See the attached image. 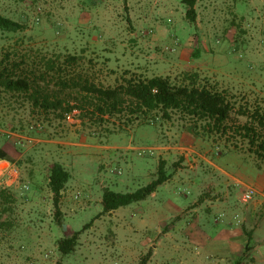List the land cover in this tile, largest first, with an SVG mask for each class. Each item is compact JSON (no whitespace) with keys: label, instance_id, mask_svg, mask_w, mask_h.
<instances>
[{"label":"rangeland","instance_id":"obj_1","mask_svg":"<svg viewBox=\"0 0 264 264\" xmlns=\"http://www.w3.org/2000/svg\"><path fill=\"white\" fill-rule=\"evenodd\" d=\"M196 8L191 24L179 0H0V13L23 26L0 30V61L14 79L33 81L30 91L0 89V149L13 161L0 160V264H139L149 252L147 264L215 260L221 235L231 228L245 234L253 202L241 201L246 187L262 202L251 243L264 237V160L242 138L203 136L201 124L196 135L176 112L170 121L157 115L127 128L78 109L68 122L34 101L56 94L74 104L86 79L114 88L130 77L178 85L197 75L229 92L236 108L264 109V0H200ZM69 56L80 60L71 64ZM138 148L154 152L139 156ZM162 161L171 177L155 196L99 217L105 189L133 193L157 178ZM54 162L73 175L60 217L48 185ZM225 178L233 211L218 199ZM209 201L222 209L209 211ZM77 232L75 250L62 254L59 241Z\"/></svg>","mask_w":264,"mask_h":264},{"label":"trees","instance_id":"obj_2","mask_svg":"<svg viewBox=\"0 0 264 264\" xmlns=\"http://www.w3.org/2000/svg\"><path fill=\"white\" fill-rule=\"evenodd\" d=\"M186 7V18L191 24L198 19L197 4L200 0H179ZM23 26L0 13V30L16 33ZM80 58L69 56L68 62L75 64ZM32 80L28 78L14 79L12 72L3 66L0 61V89L9 91H30ZM67 82H63L64 86ZM79 87L80 84L72 80L71 85ZM80 97L74 98V104L56 94L53 100L48 95L39 98L34 96L36 105L44 104V108L59 111L58 117L66 116L74 110L89 112L95 119L102 122L118 119L124 127L132 124L150 123L154 117L160 115L164 120H172L173 113H178L183 119L189 121L191 130L199 135L197 125L201 124L202 135L207 137L219 136L228 143L232 137H240L248 143V149L259 160H264V109L259 107L240 106L232 102V96L227 91L213 90L206 84H201L197 75H187L184 82L175 84L169 77L154 76L152 78L130 77L125 78L122 84L114 88L100 87L89 80L80 86ZM232 115L245 117L241 124L232 119ZM119 127H121L119 125ZM234 143V142H233ZM238 148L237 144H233ZM0 160L12 163L9 155L0 149ZM171 175L166 170V163L160 162L157 178L150 184L133 193H117L105 189L102 197L103 211L100 216L110 214L122 207L141 202L152 196L157 189L169 181ZM73 178L63 164H51L48 175V185L53 194L52 202L55 215L61 216V202L63 192ZM8 197L6 192L1 193ZM88 227V225L86 226ZM81 232L62 238L58 243L59 251L64 255L71 254L78 245ZM152 252L143 257L139 264H147Z\"/></svg>","mask_w":264,"mask_h":264},{"label":"crops","instance_id":"obj_3","mask_svg":"<svg viewBox=\"0 0 264 264\" xmlns=\"http://www.w3.org/2000/svg\"><path fill=\"white\" fill-rule=\"evenodd\" d=\"M210 164H213L212 161L208 160ZM224 175H226L225 172H222ZM228 176V175H227ZM224 177V176H221ZM226 180V186L224 187L225 189L227 188L226 192L221 193L219 195V200L223 202V205L226 206V210L229 211L232 209L233 211V205L230 203L229 200V192H228V180ZM214 186H212V191H213ZM225 191V190H223ZM220 191H217L219 194ZM156 192L152 195L155 196ZM214 198V197H213ZM212 198H209L211 200ZM252 200L253 202L245 207V217L242 220V223H245V234L242 231L238 229L231 228L229 231H227L226 234L221 235L223 239L218 240L219 242V249L215 251L214 256L216 259L213 260L212 258H207L206 261L198 260L195 259L196 264H224V261H230L232 257H235V264L241 262L243 264H264V247H262V244H264V237L259 236V240L257 242L255 241L254 244L251 243L253 240V237L255 235V232L259 228V220L260 219V213L262 212V202L261 201H255ZM211 203V204H210ZM210 207H208V210L211 211L212 208L221 210L223 205H218L214 202H210ZM167 207V206H166ZM116 212V211H115ZM113 213V212H112ZM111 214V213H110ZM164 216V215H163ZM162 218V217H161ZM187 232H189L190 235L195 234L197 232V229L194 227L192 229H187ZM186 230H185V233ZM247 236V237H246ZM250 237L251 240L246 241V238ZM245 244V253L241 248H243ZM247 252V253H246Z\"/></svg>","mask_w":264,"mask_h":264},{"label":"built area","instance_id":"obj_4","mask_svg":"<svg viewBox=\"0 0 264 264\" xmlns=\"http://www.w3.org/2000/svg\"><path fill=\"white\" fill-rule=\"evenodd\" d=\"M169 51H174V50L170 49ZM76 113H78V111L74 110L72 113L68 114L66 116V120L68 122H74L73 118L76 115ZM136 152L138 153L139 156H144L147 154L152 155L154 150L152 148H138V149H136ZM257 194H258V192L255 189H253L251 187H246V189L242 191L241 201L243 203H249L250 201H252L256 197Z\"/></svg>","mask_w":264,"mask_h":264},{"label":"bare ground","instance_id":"obj_5","mask_svg":"<svg viewBox=\"0 0 264 264\" xmlns=\"http://www.w3.org/2000/svg\"><path fill=\"white\" fill-rule=\"evenodd\" d=\"M3 165L2 164H0V167H2Z\"/></svg>","mask_w":264,"mask_h":264}]
</instances>
